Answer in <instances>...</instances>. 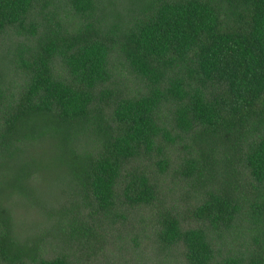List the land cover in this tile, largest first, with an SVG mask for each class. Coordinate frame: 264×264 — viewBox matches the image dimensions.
<instances>
[{
	"label": "trees",
	"instance_id": "1",
	"mask_svg": "<svg viewBox=\"0 0 264 264\" xmlns=\"http://www.w3.org/2000/svg\"><path fill=\"white\" fill-rule=\"evenodd\" d=\"M0 264H264V0H0Z\"/></svg>",
	"mask_w": 264,
	"mask_h": 264
}]
</instances>
